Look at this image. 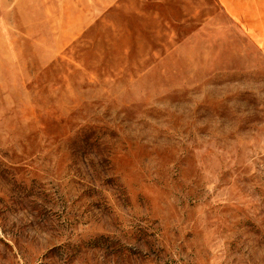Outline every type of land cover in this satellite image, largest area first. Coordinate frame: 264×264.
Wrapping results in <instances>:
<instances>
[{
  "label": "rangeland",
  "instance_id": "374dc122",
  "mask_svg": "<svg viewBox=\"0 0 264 264\" xmlns=\"http://www.w3.org/2000/svg\"><path fill=\"white\" fill-rule=\"evenodd\" d=\"M258 19L0 0V264H264Z\"/></svg>",
  "mask_w": 264,
  "mask_h": 264
},
{
  "label": "crops",
  "instance_id": "0c3cea01",
  "mask_svg": "<svg viewBox=\"0 0 264 264\" xmlns=\"http://www.w3.org/2000/svg\"><path fill=\"white\" fill-rule=\"evenodd\" d=\"M252 6H255V7H264V0H252ZM261 12L257 11V14L258 16H261L260 14ZM258 23H259V27L261 25V23H264V21L261 19L259 20L258 19ZM257 29H260L258 28V25L256 26ZM259 37H264V35H260Z\"/></svg>",
  "mask_w": 264,
  "mask_h": 264
}]
</instances>
